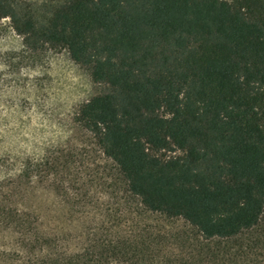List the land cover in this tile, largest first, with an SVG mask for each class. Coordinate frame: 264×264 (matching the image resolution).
<instances>
[{"label": "trees", "instance_id": "16d2710c", "mask_svg": "<svg viewBox=\"0 0 264 264\" xmlns=\"http://www.w3.org/2000/svg\"><path fill=\"white\" fill-rule=\"evenodd\" d=\"M42 6L40 13L26 0H0V21L9 18L31 50L66 48L107 86L82 104L77 122L143 208L182 218L205 246L192 244L189 252L181 241L177 252H165L168 234H123L110 215L89 228L79 251L42 254L28 264H199V257L264 264V0ZM41 171L40 162L28 165L20 179ZM1 193L0 227L43 251L52 237L40 232L38 217Z\"/></svg>", "mask_w": 264, "mask_h": 264}, {"label": "rangeland", "instance_id": "374dc122", "mask_svg": "<svg viewBox=\"0 0 264 264\" xmlns=\"http://www.w3.org/2000/svg\"><path fill=\"white\" fill-rule=\"evenodd\" d=\"M26 1L43 13L42 4L51 0ZM106 90L66 48L31 50L9 18L0 21V156L6 162L0 167V199L7 192L12 204L36 215L40 232L52 237L43 251H31L19 232L0 227V264L77 252L86 244L89 228L110 215L117 217L113 229L123 234L145 229L168 234L165 252H177L181 241H187L189 252L199 243V235L182 218L166 219L143 208L126 191L116 163L77 122L82 104ZM38 162L40 174L20 179L28 165ZM177 233L183 236L170 237ZM198 262L214 264L209 258L199 257Z\"/></svg>", "mask_w": 264, "mask_h": 264}]
</instances>
